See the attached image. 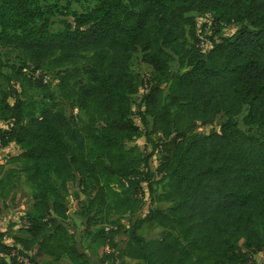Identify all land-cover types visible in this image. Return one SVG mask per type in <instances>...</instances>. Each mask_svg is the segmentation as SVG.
<instances>
[{
    "label": "trees",
    "instance_id": "16d2710c",
    "mask_svg": "<svg viewBox=\"0 0 264 264\" xmlns=\"http://www.w3.org/2000/svg\"><path fill=\"white\" fill-rule=\"evenodd\" d=\"M42 1L0 0V47L24 57L11 79L0 58V144L18 146L9 162L32 198L26 236L6 243L0 232V264H59L64 256L90 264L65 227L69 186L89 195L83 217L109 193L121 212L133 211L142 183L152 191L156 175L163 184L155 201L172 206L129 222L122 255L144 264H254L264 250V0H91L71 21ZM192 13L211 15L207 39ZM231 23L240 26L222 35ZM133 52L148 68L137 118ZM175 61L181 70L171 72ZM16 83L42 99L24 98ZM219 116L217 130L196 131ZM238 116L257 133L241 130ZM138 137L147 151L128 143ZM116 180L124 183L118 194L110 189ZM143 223L159 225L158 237L139 235ZM111 231H101L98 243H112ZM42 255L55 263L38 262Z\"/></svg>",
    "mask_w": 264,
    "mask_h": 264
},
{
    "label": "rangeland",
    "instance_id": "374dc122",
    "mask_svg": "<svg viewBox=\"0 0 264 264\" xmlns=\"http://www.w3.org/2000/svg\"><path fill=\"white\" fill-rule=\"evenodd\" d=\"M55 3V5H54ZM91 0H44L42 4H51L56 15L62 14L67 20H72V13H80L85 9L93 5ZM196 16V20L199 26H202V36L206 39L211 33V28L206 22V14L198 15L192 13ZM239 24L231 23L223 31L222 35L227 36L234 33L238 28ZM59 25L55 22L52 25V30L56 31ZM207 36V37H206ZM186 38L189 39L188 35ZM0 58H1V71L4 72L9 79L13 78V70L11 66H20L23 55L15 49L9 47H0ZM140 54L133 52L131 54V61L129 65L128 78L133 82L135 87V92L131 95V110L132 116L137 118V111L142 108L141 98L144 92V86L142 82L146 79L144 73H148V68L140 63ZM171 72H176L181 70L178 67L177 62H172L170 64ZM50 86V88L55 89V80L50 79L49 76L45 78L44 81ZM12 83H15L13 80ZM19 88H24V98L27 99H42V95L32 87H27L26 84L16 83ZM161 86L164 92L167 88V84L161 79ZM12 102V99H9ZM67 114L72 116H77L76 109H70L67 106ZM239 120V128L244 132L257 133L256 129L248 128L240 122V116L237 117ZM223 120V117H217L212 124L209 125H199L196 128L197 132L206 133L212 129H218L219 123ZM5 127V125L0 121V128ZM129 144L137 145L141 150H148L149 144L146 142L144 137H138ZM144 151V152H146ZM20 152L18 146L14 143H10L4 150H0V232L4 234V242L12 243L15 236H26L24 231V214L32 207L31 189L25 182L24 175L18 171V164L10 165V157L15 156ZM159 156L154 154L148 160V168L155 172ZM7 160V162H6ZM14 168V172L5 178V172L8 168ZM160 176L156 175L154 177V183L152 186V191L149 190L145 183H142V190L134 196L136 200L139 201L135 210H125L121 212V208L116 205L114 196L109 193L107 194V201L105 205L95 206L88 216L83 217L80 215L83 206L88 204L89 195L82 191V188L77 186L76 183H72L69 186V191L66 194V207H67V219L65 222V227L67 229L68 235L71 239L78 245L79 249L86 253L90 264H144L140 260H135L122 255L119 251L120 247L127 239L126 228L129 222L135 221V219H140L144 217L148 208L150 207H160L167 208L172 206L171 202H157L155 201V196L159 194L162 190L163 181H159ZM124 187L122 181H114L110 184V189L114 193H120ZM94 217L87 225V217ZM112 236V243L106 242L105 244L98 243V239L102 233L110 232ZM162 228L156 223H143L138 229V234L147 240L155 239L158 237ZM264 234V230L262 232ZM97 236V237H96ZM97 238V239H96ZM115 244V246H113ZM264 251V250H263ZM35 252V249L32 250ZM255 255V254H254ZM37 261L40 263H55L53 257L48 255H42L36 257ZM254 264H264V255L255 259L253 256ZM59 264H72L67 257H62L57 261Z\"/></svg>",
    "mask_w": 264,
    "mask_h": 264
},
{
    "label": "built area",
    "instance_id": "2783aa9c",
    "mask_svg": "<svg viewBox=\"0 0 264 264\" xmlns=\"http://www.w3.org/2000/svg\"><path fill=\"white\" fill-rule=\"evenodd\" d=\"M207 19H206V22L210 25L212 23V17L210 14H208L207 16ZM198 46L199 48L201 49V51H206L208 48H209V43L204 40V39H201L198 43ZM138 122V121H137ZM6 147H3L1 144H0V150H4Z\"/></svg>",
    "mask_w": 264,
    "mask_h": 264
},
{
    "label": "crops",
    "instance_id": "0c3cea01",
    "mask_svg": "<svg viewBox=\"0 0 264 264\" xmlns=\"http://www.w3.org/2000/svg\"><path fill=\"white\" fill-rule=\"evenodd\" d=\"M262 255H264V251L257 252L255 253L254 258L259 259V257H261Z\"/></svg>",
    "mask_w": 264,
    "mask_h": 264
}]
</instances>
